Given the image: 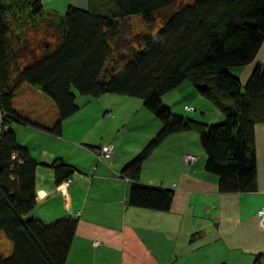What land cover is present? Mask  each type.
Listing matches in <instances>:
<instances>
[{"label": "trees", "instance_id": "obj_1", "mask_svg": "<svg viewBox=\"0 0 264 264\" xmlns=\"http://www.w3.org/2000/svg\"><path fill=\"white\" fill-rule=\"evenodd\" d=\"M263 42L264 0H87L83 8L69 5L61 17L46 12L41 0H0V234L12 245L0 264H66L78 220L35 216L36 169H50L58 186L78 170L60 157L38 162L17 141L13 125L61 137L64 122L79 111L76 94L137 99L160 122L156 135L121 168L120 177L130 181L128 206L170 210L173 191L141 184L139 176L152 151L181 132L198 134L204 168L216 176L220 194L254 193L264 64L245 83L237 71L254 63ZM185 81L194 96L218 108L220 121L208 124L204 113L198 120L164 104ZM26 87L53 103L51 124L14 107ZM252 264H264V253Z\"/></svg>", "mask_w": 264, "mask_h": 264}, {"label": "crops", "instance_id": "obj_2", "mask_svg": "<svg viewBox=\"0 0 264 264\" xmlns=\"http://www.w3.org/2000/svg\"><path fill=\"white\" fill-rule=\"evenodd\" d=\"M41 1L46 12L61 17L69 5L83 8L87 0ZM259 64H264V42L254 63L237 71L240 82L245 83ZM124 98L128 97L98 99L104 113L111 114L103 113L104 116L95 119L93 127L105 126L103 131L98 130L97 136L80 134L76 142L67 139L64 125L78 113L64 122L61 137L82 153V159L68 162L61 152L50 151L36 159L50 163L60 157L78 170L63 196L52 171L43 166L36 169L35 216L45 222L62 217L78 220L66 264H252L256 254L264 253V227L258 225L257 218L264 208V123L255 126L254 193L220 194L216 176L204 168V152L196 154L192 148L195 138L192 134L196 133L181 132L168 136L152 151L139 176L141 184L173 191L170 210L138 209L127 205L130 181L119 174L155 136L160 122L141 102ZM173 110L187 116L180 108ZM190 116L200 118L198 114ZM215 119L220 121L221 115ZM40 132L50 139L61 138ZM99 136H103V144L87 143V138ZM77 145H83L84 149ZM85 145L110 146L111 159L98 161L94 150ZM188 154L197 160L185 162ZM31 155L35 156L33 152Z\"/></svg>", "mask_w": 264, "mask_h": 264}, {"label": "rangeland", "instance_id": "obj_3", "mask_svg": "<svg viewBox=\"0 0 264 264\" xmlns=\"http://www.w3.org/2000/svg\"><path fill=\"white\" fill-rule=\"evenodd\" d=\"M192 91L193 88L190 85L189 81H185L177 90L169 94H166L163 102H165L164 104L166 105L169 103V105L171 106L176 104L175 106L180 109H183L185 105H188L190 107H193V109H195L196 111L195 115L199 113H204V118H202L203 119L202 121H206V123L208 124H215V122H218L215 119V117L221 115L218 108L212 105L211 103L207 102L200 96H194ZM112 97L114 99H117V97L119 96H112ZM124 99L131 102L134 101H136L137 103L141 102L140 100H134L129 98H124ZM203 102L206 103L205 106L202 105ZM75 103L79 107L80 111L77 112L78 116L74 120H71L64 125L66 138L76 142L79 140L80 134L91 133L90 136L99 135L98 130L103 131L105 129V126L103 125L99 128L93 127V123L95 122V119H97L99 116L106 115L104 113L105 108L100 106L101 104H99L98 100L90 99L88 97H83L78 94H76ZM13 104L14 107L19 111V113H21L28 119L39 121L47 125L51 124V122L54 120V115L56 114L53 103L48 98H46L40 91L30 87L24 88L21 91V93L16 96V98L13 101ZM176 107L173 108L176 109ZM193 114H194L193 112H188L187 116L191 118L190 115ZM106 116H109V114ZM81 117H85V118H81ZM76 119L79 121L78 124H76L75 122ZM0 122H1V115H0ZM13 128L16 134L17 141L20 144L27 146L29 150L33 152V154L35 155L33 156L35 157V159H38L40 154L44 153L45 151L61 152L66 157V159L64 160L68 162H75V160L77 161L83 158L82 153L79 152L77 149L73 148L72 147L73 145L69 144L67 139L65 138L61 137L60 139H50L43 136L40 131L22 125H13ZM193 136L195 138L192 144V148L193 150L195 149L196 154L201 153L202 155L203 150H201L202 148L200 147V145L198 144L199 146L198 145L194 146V144L198 142V134L193 133L192 137ZM87 141H88L87 143L98 142L99 144H103L102 141H104V139L103 136H99L98 138L95 137L93 139L87 138ZM77 147L84 149L83 145H77ZM11 253H12L11 243L2 234H0V256L7 257Z\"/></svg>", "mask_w": 264, "mask_h": 264}, {"label": "built area", "instance_id": "obj_4", "mask_svg": "<svg viewBox=\"0 0 264 264\" xmlns=\"http://www.w3.org/2000/svg\"><path fill=\"white\" fill-rule=\"evenodd\" d=\"M184 110L186 112H189L192 109L186 106V107H184ZM93 152H94L95 158L98 161H107V160H110L111 159V156H112V149H111L110 146L100 147L99 149H96ZM184 160H185V162H194V161L197 160V158L194 157V156H192V155H190V154H188V155L185 156ZM69 184H70V180L65 181L63 184L60 185L59 191H60V193L63 196L65 195L66 187H68ZM257 218H258V224L261 227H264V208L261 209L258 212Z\"/></svg>", "mask_w": 264, "mask_h": 264}]
</instances>
